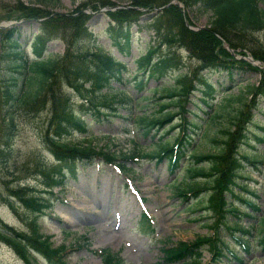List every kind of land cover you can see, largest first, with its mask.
<instances>
[{
    "label": "rangeland",
    "instance_id": "rangeland-1",
    "mask_svg": "<svg viewBox=\"0 0 264 264\" xmlns=\"http://www.w3.org/2000/svg\"><path fill=\"white\" fill-rule=\"evenodd\" d=\"M86 1L88 0H60L58 6L46 9L64 15L74 11ZM111 1L118 7H128L130 4V0ZM32 3L29 0H0V25L5 27L13 22L17 23L13 27H16L19 33L20 42L25 44L23 48L25 58L28 60L34 58L30 41L38 34L39 21L26 22L21 19L17 16L19 15L17 6L23 4L24 7H39ZM174 3L185 10L189 21L193 23L189 25L185 21L191 31L209 25L211 15L196 13L194 9H197L198 5L185 9L181 1L177 0ZM83 12L86 15L91 14V18L85 24L88 32L82 36L79 47L91 51L100 48L122 62L125 68L120 80L113 81L110 85L111 89L101 93L106 92L108 98L112 96L116 98L112 103L116 112L101 109L104 115L109 114L106 118L95 117L93 109L86 113L79 111V96L64 87L74 101L73 110L82 116L87 128L86 134L75 131L66 141L73 144L91 142L97 149L109 148L117 154L116 156H119L118 152L151 153L163 136L162 141L171 144L183 130V128L180 130L171 128L178 124L183 125V115H178L171 122L165 121L167 122V124L163 123L165 125L157 124L149 131L138 123V120L143 118L150 121L169 112H178L177 107L170 106L168 109L163 107L173 101L166 99L164 91L179 89L181 86L178 81L189 74L197 66V62L189 58L185 50L162 44L164 31H161V35L156 33L157 27L154 28L155 25L151 22L153 16L151 12H146L148 14L141 16L136 23L121 22L120 25L113 23L105 14V10L92 12L87 8ZM126 38H129L127 43ZM235 38L242 46L232 49L226 43H222V48L232 54L236 62L243 61L254 68L243 66L241 69L240 66L233 65L228 71L203 72L205 79L211 85V95L206 96L204 94L206 88L200 86L198 90L190 93L187 101L182 100L187 108L184 116L192 120L197 128L191 136L189 152L217 153L222 145L209 141L214 137L219 138L220 141L226 139V136L217 133V130H224L227 127L233 130L230 123L239 108L238 97L243 98L244 95L248 100L250 97L247 88L257 86L259 83L260 71L264 70V55L259 57L257 52L264 50V31L253 34L251 38L240 36ZM150 49L157 50L153 55L152 63L169 58L163 78L152 70L139 71V58ZM64 50V43L59 38L52 39L47 45V54L52 56L63 55ZM1 52L3 48L1 49L0 45V83L5 85L4 73L1 71L4 62ZM79 67L77 62L73 65V70ZM152 74L154 77H151ZM141 80H146V85L139 90ZM2 89L0 90V129L1 116L6 107L2 102L5 97ZM228 98L234 101L228 104ZM121 99H125V102L120 103ZM258 105L259 110L255 109L257 111L251 112L254 125H245L249 146L241 145L240 148L247 151L248 156H256L259 161L264 162V144L256 140V137L264 135L262 131L264 102L260 100ZM219 108H222L219 118L214 120ZM46 118V112L30 117H16L15 129L12 132V147L9 152L0 151V228L2 224H6L13 231L22 233L28 231L31 220L36 221L40 234L49 238L52 248L65 246V251L62 253L64 264H102L98 255L101 250H109L117 254L121 264H164L162 249L174 247L179 242L190 244L198 237L212 234L209 227L212 216L204 211V205H196L194 201H190L195 206L185 210L190 204L182 203L181 198L176 196L173 186L170 185L174 180H177L176 185L184 180L182 171L171 173L165 162L158 163L157 160L139 157L128 159L126 162H117V165L125 166L130 171L116 170L114 168L116 165L105 164L101 160L87 167L75 163L72 173L66 166H62L66 176L65 185L54 189L53 195L46 197L50 200V209H45L44 213L35 219L24 206L10 200L15 205L17 212H14L6 201L8 190L20 182L41 191L38 185L41 179L36 175V166L42 163L48 167L57 165L43 140ZM256 125H260L261 129ZM200 165L205 167L206 163L202 162L197 166ZM258 168L261 169L259 173L251 170L248 172V177L242 179L249 192L241 191L240 194L255 203L264 214V163L258 165ZM206 194L201 192L200 196L206 200ZM139 199L144 203L141 204ZM233 205L239 212L250 211L249 206L237 200ZM144 214L150 217L149 229H144L142 226L140 215ZM263 216L261 214L258 218ZM242 224L251 225L247 219H243ZM251 233L252 236L248 240H243L245 245L250 246V252L246 253L223 232L224 239L229 242L230 250L240 261L228 260L220 264H264V246L260 244L264 239L263 224L255 222ZM106 235L112 236V239L102 238ZM228 258L231 259L230 256ZM210 260L211 255L208 251H204L202 264H207ZM0 264L26 263L8 245L1 242ZM31 264L54 263L35 254Z\"/></svg>",
    "mask_w": 264,
    "mask_h": 264
},
{
    "label": "trees",
    "instance_id": "trees-1",
    "mask_svg": "<svg viewBox=\"0 0 264 264\" xmlns=\"http://www.w3.org/2000/svg\"><path fill=\"white\" fill-rule=\"evenodd\" d=\"M29 1H32L34 5H39V7H24L23 4H19L17 6L19 15L17 16L24 20L39 21V32L31 42L35 58L30 61L25 58L23 46L18 40L19 33L15 28L0 31V45L1 49L3 48L1 57L4 59L1 71L5 78V85L0 83V90L3 87L5 97L2 102L6 105L1 116L3 129H0V151L5 153L11 149L16 117H30L41 112H47L48 118H46V128L43 129V140H45L54 158L61 164L70 166L77 161L91 164L98 158H102L108 163L125 162L135 157L158 158L161 161L168 158L171 172H174L180 168L181 161L186 160V164L182 168L185 173V181L175 186L176 194L187 200L186 193L194 196L199 192L207 193L206 208L212 214L213 222L210 227L213 228V235L199 237L191 244L178 243L174 248L165 250L164 262L166 264H201L202 250L206 247L212 255L213 263L225 259V254H230L237 259L233 253L229 252V244L224 240L223 232L236 242L243 244L242 240L251 236V233L250 229L238 225L241 222L240 215L248 218L250 223L256 220L250 214H240L233 205L232 197L249 206L252 215L261 213L239 191H246L247 185L243 184L242 179L248 177V172L252 170L259 173L261 169L258 168V165L264 163L259 161L256 156H248V152L240 148L241 145L249 146L247 145V128L245 125L252 123L254 125L251 112L255 109L259 110L260 100L264 102V70L260 71L258 85L247 88L250 98L247 100L244 95L243 98L238 97L239 108L230 123L233 130L228 127L224 130H217V133L220 132V134L225 135L226 139L220 141L219 138L214 137L209 141V143L222 145L217 153L188 151L189 146H191V136L194 135L193 131L197 128H195L192 120L185 118L183 120L185 125H179L184 130L182 135L175 139L176 149L173 148L172 143L162 142L163 138H161L160 143L152 153L141 154L134 151L125 154L118 152L119 156H116L117 154L109 148L97 149L91 142L85 144L69 143L66 141V137L75 130L86 133V126L82 119L75 114L73 99L63 90V87L74 91L83 100L79 108L84 112L93 109L96 116L106 117L101 114V109L116 111V108L113 107L114 104H112L116 98L114 99L113 96L108 98L107 93H101L105 89H110L113 80L120 79L121 64L116 63L111 56L103 54L100 49L91 51L79 47L82 36L88 32L85 24L90 20V15H86L83 11L89 8L92 12H96L100 8L114 7L115 5L111 0H88L76 7L74 11L63 15L46 9L58 6L60 0ZM170 1L130 0L129 5L153 10L168 4ZM178 1L184 4L185 9L198 5L197 9H194L196 13L199 15L210 14L211 20L207 27L198 31H191L186 26L185 21L189 25L193 23L191 24L189 21L185 10L175 5H170L153 17L152 21L158 32L164 31L162 42L168 47L185 50L198 65L192 70L190 76L185 75L178 81L181 86L179 89L164 91L166 99L173 101L163 107L165 109L170 106L177 107L180 114L169 112L150 121L140 118L138 123L144 125L145 128H153L157 124L167 123L172 116L187 112L182 100L187 101L190 93L200 86L210 90V85L202 72L228 70L233 65H238L241 69L243 66L254 68L246 62H236L237 60L222 48V43H226L232 49H237L238 46L242 45L235 40V36L251 38L253 34L264 31V0ZM74 14L76 15L74 16ZM13 15L15 16V14ZM107 15L117 23L125 20L130 23L131 21L136 22L142 13L127 9L115 12L108 11ZM54 38L63 41L65 45L63 55L52 56V54H47V43ZM252 39L256 41L255 38ZM257 55L259 57L264 55V50L257 52ZM151 59L152 52L149 51L143 60L145 61V68L149 67L152 72L163 77L168 68L166 67L168 60L149 65ZM77 62L80 67L73 70V65ZM204 94L209 95L210 93L206 91ZM228 99V104L234 101ZM119 102H125V99H121ZM222 108L218 109L214 120L219 118ZM258 141L264 142L263 139ZM187 152L189 153L186 156ZM202 162L206 163L205 167L197 166ZM187 164L189 165L187 166ZM36 175L40 177L42 187L47 189L44 190L45 195L50 194L52 187L63 185L65 181L59 165L48 168L44 164H40L36 166ZM8 192V197L23 205L30 214L43 213L49 207V201L41 198L40 192L27 185H21L19 182ZM9 198L6 201L13 208L14 204L10 202ZM14 211L16 212V210ZM259 223L264 226V216L260 218ZM29 226L28 234L17 233L4 226V230L0 229V242L11 247L26 264H31L33 260L31 252L41 254L50 262L61 264L60 255L64 247L53 249L49 239L40 234L36 221L31 220ZM252 226L251 224L250 228ZM261 244L264 245V239ZM244 248L247 252L249 251V245H244ZM113 258L110 253L105 252L104 264H114Z\"/></svg>",
    "mask_w": 264,
    "mask_h": 264
},
{
    "label": "bare ground",
    "instance_id": "bare-ground-1",
    "mask_svg": "<svg viewBox=\"0 0 264 264\" xmlns=\"http://www.w3.org/2000/svg\"><path fill=\"white\" fill-rule=\"evenodd\" d=\"M104 198L107 199V197H104ZM102 238H104V239H106V240H110V239H112V236H109V235L107 236V235H106V236H104V237H102Z\"/></svg>",
    "mask_w": 264,
    "mask_h": 264
},
{
    "label": "water",
    "instance_id": "water-1",
    "mask_svg": "<svg viewBox=\"0 0 264 264\" xmlns=\"http://www.w3.org/2000/svg\"><path fill=\"white\" fill-rule=\"evenodd\" d=\"M0 28H3L2 25H0Z\"/></svg>",
    "mask_w": 264,
    "mask_h": 264
}]
</instances>
